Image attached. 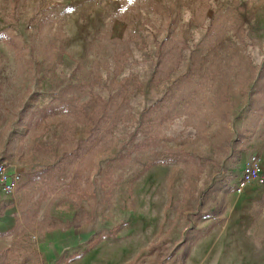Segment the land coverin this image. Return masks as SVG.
<instances>
[{
    "label": "rangeland",
    "instance_id": "obj_1",
    "mask_svg": "<svg viewBox=\"0 0 264 264\" xmlns=\"http://www.w3.org/2000/svg\"><path fill=\"white\" fill-rule=\"evenodd\" d=\"M0 34V264H264V0H0Z\"/></svg>",
    "mask_w": 264,
    "mask_h": 264
},
{
    "label": "crops",
    "instance_id": "obj_2",
    "mask_svg": "<svg viewBox=\"0 0 264 264\" xmlns=\"http://www.w3.org/2000/svg\"><path fill=\"white\" fill-rule=\"evenodd\" d=\"M256 187L252 183L246 186L243 196L244 200L250 201V197L259 196ZM243 207H251V205L250 203H245ZM13 227L14 222L9 217L0 220V236L2 234L6 235ZM79 240V236L70 237L62 231L50 232L48 236L38 241L37 253L43 258L42 264H58L60 260L69 258L72 250L67 244L76 243ZM80 247L83 248L82 245ZM125 253V247L105 241L99 244L88 256L84 258L78 257L73 264H122L125 259Z\"/></svg>",
    "mask_w": 264,
    "mask_h": 264
},
{
    "label": "built area",
    "instance_id": "obj_3",
    "mask_svg": "<svg viewBox=\"0 0 264 264\" xmlns=\"http://www.w3.org/2000/svg\"><path fill=\"white\" fill-rule=\"evenodd\" d=\"M261 167L259 160L254 159L243 167L241 181L248 184L253 180L260 178ZM21 177L18 173L9 171L7 164L0 159V187L3 188L5 194L12 196L16 184L19 183ZM242 188H238L237 193L241 192Z\"/></svg>",
    "mask_w": 264,
    "mask_h": 264
},
{
    "label": "trees",
    "instance_id": "obj_4",
    "mask_svg": "<svg viewBox=\"0 0 264 264\" xmlns=\"http://www.w3.org/2000/svg\"><path fill=\"white\" fill-rule=\"evenodd\" d=\"M0 40H2V41H3L6 45H8V46L14 47V46H13V41L11 40V38H10L9 36H6L5 34H0ZM82 151H83V150H81V152H82ZM73 181H74V179H73ZM103 188H106V185H105V184L103 185ZM91 196H92V195H90V197H91ZM83 198H86V197H83ZM212 212L215 213V210H213ZM86 222H87V221L84 220L82 223L76 225L75 227H78V226H80L81 224L86 223ZM14 228H16V226H15ZM14 228H13V229H14ZM179 256H180L181 264H183L184 259L187 257V253H186V251L183 250V251L179 254ZM77 258H78V257L71 258V259L68 260V262L71 261V260L77 259ZM128 264H130V263H128Z\"/></svg>",
    "mask_w": 264,
    "mask_h": 264
}]
</instances>
